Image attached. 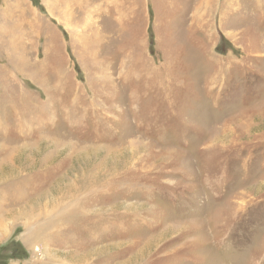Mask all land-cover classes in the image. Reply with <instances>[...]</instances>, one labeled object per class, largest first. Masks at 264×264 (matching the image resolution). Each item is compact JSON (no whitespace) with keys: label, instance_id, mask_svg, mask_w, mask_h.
<instances>
[{"label":"rangeland","instance_id":"1","mask_svg":"<svg viewBox=\"0 0 264 264\" xmlns=\"http://www.w3.org/2000/svg\"><path fill=\"white\" fill-rule=\"evenodd\" d=\"M0 264H264V0H0Z\"/></svg>","mask_w":264,"mask_h":264}]
</instances>
